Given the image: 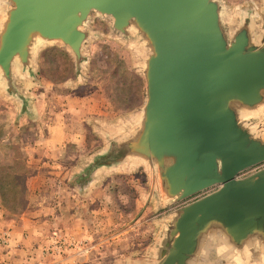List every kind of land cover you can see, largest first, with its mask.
I'll return each instance as SVG.
<instances>
[{"label": "water", "instance_id": "95a60500", "mask_svg": "<svg viewBox=\"0 0 264 264\" xmlns=\"http://www.w3.org/2000/svg\"><path fill=\"white\" fill-rule=\"evenodd\" d=\"M0 9V86L22 106L14 78L30 74L40 46H61L78 75L92 12L139 46L144 103L107 132L85 173L140 166L161 202L183 204L166 217L152 264L264 258V24L244 13L228 26L221 0H0Z\"/></svg>", "mask_w": 264, "mask_h": 264}, {"label": "rangeland", "instance_id": "374dc122", "mask_svg": "<svg viewBox=\"0 0 264 264\" xmlns=\"http://www.w3.org/2000/svg\"><path fill=\"white\" fill-rule=\"evenodd\" d=\"M221 2L228 26L249 13L262 28L264 0ZM88 28L78 75L61 46L43 45L30 74L17 71L14 78L25 104L33 102L29 111L7 93L0 99V264H152L166 217L183 205L161 202L157 183L140 166L104 170L89 182L87 165L105 151L107 132L137 116L144 83L135 42L95 12ZM259 121L264 133V114ZM50 126L59 134L53 139L62 135L58 152ZM214 257L212 264H242Z\"/></svg>", "mask_w": 264, "mask_h": 264}, {"label": "crops", "instance_id": "0c3cea01", "mask_svg": "<svg viewBox=\"0 0 264 264\" xmlns=\"http://www.w3.org/2000/svg\"><path fill=\"white\" fill-rule=\"evenodd\" d=\"M4 91V92H2V91ZM0 94H1V96H0V99H2L3 97H4V95L6 94V92H5V90L0 86ZM4 94V95H3ZM11 100H13V101H15L16 99L15 98H10ZM31 103H33V102H28L27 103V105L25 104L24 105V107L25 108H27V110L29 111V105L31 104ZM0 105H1V102H0ZM23 105V104H22ZM49 126V125H48ZM49 131L51 132V131H53V135H51L50 137H52V139H49V141H50V144L55 148V151L56 152H58V148L59 149H62V145H60V143H63V139H62V135H60L59 137H60V139H58V140H55V139H53V137H55V135L56 134H58V133H56L55 132V129L52 127V126H50L49 127ZM59 135V134H58ZM43 145H45V146H42L43 148H44V152H46V139L45 138H43ZM46 154V153H45ZM39 162V161H38ZM38 162H36V163H38ZM103 172V170H98L97 172H95L90 178H89V182H90V180H93V178L97 175V174H99V173H102ZM107 173H109V172H107ZM33 180V179H32ZM87 180V179H86ZM31 188H33V186H31ZM29 189V188H28ZM32 191V190H31ZM36 191H32V193L34 194ZM18 228V227H17ZM19 231V229H17V232ZM27 241H30V239H28V240H26V242ZM32 263L34 262V261H31ZM26 264H30L29 262H26Z\"/></svg>", "mask_w": 264, "mask_h": 264}, {"label": "clouds", "instance_id": "9594fccd", "mask_svg": "<svg viewBox=\"0 0 264 264\" xmlns=\"http://www.w3.org/2000/svg\"><path fill=\"white\" fill-rule=\"evenodd\" d=\"M0 31H3V21H0Z\"/></svg>", "mask_w": 264, "mask_h": 264}]
</instances>
